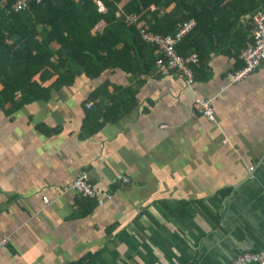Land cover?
I'll use <instances>...</instances> for the list:
<instances>
[{"label":"crops","instance_id":"obj_1","mask_svg":"<svg viewBox=\"0 0 264 264\" xmlns=\"http://www.w3.org/2000/svg\"><path fill=\"white\" fill-rule=\"evenodd\" d=\"M198 38L207 59L192 85L108 69L0 111V264H226L264 251V61L230 82L243 42L215 53ZM104 82L127 89L124 100L135 93L134 106L88 134L85 101ZM201 98L212 100V120L195 108ZM82 170L107 191L89 213L71 188ZM119 175L127 185L110 183Z\"/></svg>","mask_w":264,"mask_h":264},{"label":"trees","instance_id":"obj_2","mask_svg":"<svg viewBox=\"0 0 264 264\" xmlns=\"http://www.w3.org/2000/svg\"><path fill=\"white\" fill-rule=\"evenodd\" d=\"M15 1L0 0V111L5 116L33 102L48 101L53 91L72 85L81 74L97 78L117 68L128 74H151L156 50L141 41L142 27L165 35L193 19L195 27L177 50L181 55L196 53L202 64L207 52L200 34L218 46L215 53H226V45L245 46L253 33L252 14L264 10V0H31L26 9L13 12ZM167 1L172 3L170 10ZM117 8L140 20L134 25L119 19ZM241 22L247 29L243 37ZM126 92L109 82L92 91L85 104L106 96L110 105L105 111L95 102L86 107L83 128L88 134L98 132L103 121L116 122L134 106L135 93L124 100ZM78 200L86 213L96 205L94 199Z\"/></svg>","mask_w":264,"mask_h":264},{"label":"built area","instance_id":"obj_3","mask_svg":"<svg viewBox=\"0 0 264 264\" xmlns=\"http://www.w3.org/2000/svg\"><path fill=\"white\" fill-rule=\"evenodd\" d=\"M31 0H16L11 10L19 12L26 9ZM140 18L135 14L127 16L126 21L137 24ZM253 33L251 39L245 47L240 51L239 58L242 60V66L232 73H228L227 78L230 82H238L254 73L260 64L264 61V10H257L252 14ZM196 23L193 19L183 21L178 24L175 30L165 35L151 32L147 28H140L139 34L141 41L153 46L156 50V60L154 70L157 75L165 76L175 74L183 78L187 85L194 82L193 66L199 62L196 53H186L181 55L178 53L177 46L183 38L192 31ZM92 102L86 103V107H91ZM195 108L198 112L208 118L213 119L212 100L208 98L196 99ZM129 182V178L125 175H119L110 183L113 185H123ZM71 188L78 198L95 199L106 194L105 188L95 186L90 182L88 172L82 170L74 178ZM44 203L47 198L43 197ZM5 241H0V248L3 247ZM226 264H264V251L251 252L246 251L239 253L231 262Z\"/></svg>","mask_w":264,"mask_h":264},{"label":"rangeland","instance_id":"obj_4","mask_svg":"<svg viewBox=\"0 0 264 264\" xmlns=\"http://www.w3.org/2000/svg\"><path fill=\"white\" fill-rule=\"evenodd\" d=\"M57 47L58 48V45H54V48Z\"/></svg>","mask_w":264,"mask_h":264},{"label":"bare ground","instance_id":"obj_5","mask_svg":"<svg viewBox=\"0 0 264 264\" xmlns=\"http://www.w3.org/2000/svg\"><path fill=\"white\" fill-rule=\"evenodd\" d=\"M21 109V108H20ZM93 184V183H92ZM127 185V184H126ZM113 188V187H112ZM95 200V199H94ZM3 250V249H2Z\"/></svg>","mask_w":264,"mask_h":264}]
</instances>
